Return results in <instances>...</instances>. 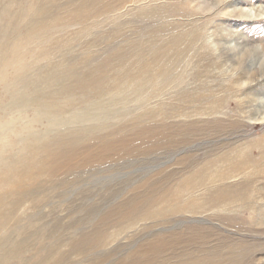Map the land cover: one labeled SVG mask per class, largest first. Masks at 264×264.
<instances>
[{
  "label": "rangeland",
  "instance_id": "374dc122",
  "mask_svg": "<svg viewBox=\"0 0 264 264\" xmlns=\"http://www.w3.org/2000/svg\"><path fill=\"white\" fill-rule=\"evenodd\" d=\"M235 1L0 0V264H264V167L226 162L264 165V79L215 66L264 63V0Z\"/></svg>",
  "mask_w": 264,
  "mask_h": 264
},
{
  "label": "bare ground",
  "instance_id": "6f19581e",
  "mask_svg": "<svg viewBox=\"0 0 264 264\" xmlns=\"http://www.w3.org/2000/svg\"><path fill=\"white\" fill-rule=\"evenodd\" d=\"M122 1L124 2L125 0H122ZM236 2H238V1H235V0H203V3L208 5L207 7H211L212 9L216 8L215 12H217L218 15H222V17H224V18L228 17V16L232 17L233 15H235L236 17H240V18H252V13L250 11L245 12V11H242L243 9L242 10L238 9L235 11V8L238 5V3H236ZM205 10H206V8H205ZM183 37H187L190 39L189 42L190 41L193 42V41H198V38L200 37V35L196 32H194V34H193V32H192V34H189V35L182 34L180 36H177L173 39L170 46L166 47L167 49L160 48L159 50H157L155 52H151V57L153 59H156V58H161V57H165V56L169 57L172 55L171 56V59H172L174 55L179 56V55L184 54V53H189V50H191V46H190V44L184 43V45H183V43H181L180 39H182ZM240 48L225 49V51H222L220 53L219 57H215V59L219 60L218 63L215 64V66L216 65L222 66V65L227 64L228 62L233 63L234 66L237 65L238 68L236 69V71L237 70H239V71H237V75H236L235 79H233L234 86L237 88L241 87L242 85L247 83V80L249 81L250 84H252V83H256V82L264 79V63H260V64L258 63L259 64V65L257 64L258 66L253 67V62L255 63L256 62L255 60L257 58V50L252 49L251 51L249 50V52H247V54H245V53H242ZM254 65H256V63ZM200 100L203 101L204 99H202L200 97ZM222 101L223 100H221L220 102H222ZM220 102L218 103V105L221 104ZM204 104L205 103H203V105ZM220 106H219V108H221ZM255 113H257V112L251 111V112H249L247 117H253L255 115ZM259 121L261 123H264V117L260 118ZM217 126H219V125L217 124ZM232 127L234 130V127H238V124L234 122L233 125H231V129H232ZM260 157H261V160L264 159V146L262 147ZM255 159L251 156H248V155H243V156L240 155L237 158L234 156L229 157L228 159H226V162L228 161L227 170L231 171L233 173L239 174V173L243 172L245 169H247V166H249L252 162H255V164H257V166H259V167H264L263 163H259L258 161H255Z\"/></svg>",
  "mask_w": 264,
  "mask_h": 264
}]
</instances>
